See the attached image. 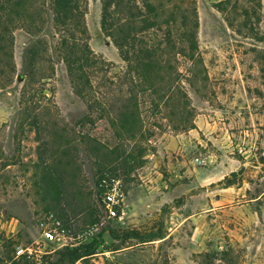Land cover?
I'll return each mask as SVG.
<instances>
[{"label":"rangeland","instance_id":"374dc122","mask_svg":"<svg viewBox=\"0 0 264 264\" xmlns=\"http://www.w3.org/2000/svg\"><path fill=\"white\" fill-rule=\"evenodd\" d=\"M126 1L115 34L135 47L160 26L164 47L129 63L103 0H80L73 24L108 67L76 82L53 40L30 59L62 28L53 0H0V264H264V0ZM112 179L121 221L103 208ZM55 220L72 246L17 259Z\"/></svg>","mask_w":264,"mask_h":264},{"label":"trees","instance_id":"16d2710c","mask_svg":"<svg viewBox=\"0 0 264 264\" xmlns=\"http://www.w3.org/2000/svg\"><path fill=\"white\" fill-rule=\"evenodd\" d=\"M78 2H80V0H53L52 4H50L49 7L52 11V16L54 17V21H56V23H58V25H60L62 28L58 30V33L56 32V29H54L55 33L49 34L50 33L49 32L46 33L45 36H41V35L38 36V42L36 43V48L32 49L30 52V59L33 60V58L37 56L38 53L37 50H39V48L44 46V43L41 40L45 38H48L50 42L53 40L54 41L53 54H55L65 63L68 73L72 77H74L76 82L78 76L89 75L91 70L100 73L103 70L102 68L106 66L102 58L98 57L90 49L87 43L88 40L87 28L85 24L82 26L80 31L76 29L75 25L73 24V20L76 17H80V16L83 17L82 14H84L77 12ZM126 2H127L126 0H103L102 27L104 31L110 33V36L115 35L114 36L115 44L117 45L120 51L121 57L128 59L129 63H134L131 59H129V57L131 58V56H135V58H138L144 56L145 58L146 57L150 58L155 54H157L160 48L164 47V42L158 38L159 33L161 31L160 26H157V31L155 32V34L151 32V35H153L152 39H150L151 35L141 38V40H139L138 46L135 47L132 45L131 40L127 35H124L121 32L118 33V35L115 34V31L117 30L121 31L122 27L120 25H122V23L126 21L125 18L120 19V15L118 14V12L116 11L117 9L115 8L126 5ZM140 11H141L140 17L143 18L144 20L143 22L146 23V26H144L146 30H144V32L147 34V31H150L149 29H154L157 25V22H153V20L149 18L150 17L149 13H153L155 9L149 3H147L144 5L143 10ZM116 17L119 20H117ZM71 21L72 24H70ZM148 24L150 26H148ZM78 34H80L81 37H79ZM57 35H59L58 39L56 38ZM145 38H149V39L146 40ZM184 48L186 51L189 52V54H191L192 59L194 61L196 45L192 43L191 46H184ZM139 63H140L139 61L136 62V64ZM141 63L142 64L146 63L144 66L147 67L150 66L152 62L151 60L145 59ZM134 69L139 70L137 66H135ZM30 77L31 74L28 73L26 75V78L29 79ZM37 124L38 123L35 121L33 125L37 127ZM53 197H57V196L53 194ZM69 254L72 255L70 256L71 261H78L89 255V254L85 255V253L80 252L79 250L72 251Z\"/></svg>","mask_w":264,"mask_h":264},{"label":"built area","instance_id":"2783aa9c","mask_svg":"<svg viewBox=\"0 0 264 264\" xmlns=\"http://www.w3.org/2000/svg\"><path fill=\"white\" fill-rule=\"evenodd\" d=\"M102 187L104 189L102 193V203L106 214L110 219L123 220L125 213L121 211L124 202L123 185L121 181L115 179L110 181L105 180ZM39 230L41 232L40 241L26 246H19L15 249V256L17 259L24 258L27 260L33 259L41 261L44 255L47 254L43 249V245L52 244L58 248L72 246L69 231L59 220H55L52 226L42 221L39 224Z\"/></svg>","mask_w":264,"mask_h":264}]
</instances>
